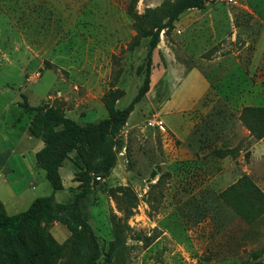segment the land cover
Segmentation results:
<instances>
[{"label": "rangeland", "instance_id": "rangeland-1", "mask_svg": "<svg viewBox=\"0 0 264 264\" xmlns=\"http://www.w3.org/2000/svg\"><path fill=\"white\" fill-rule=\"evenodd\" d=\"M176 3L0 0L6 214L52 191L35 161L43 140L28 131L32 115L52 106L83 124L107 118V102L127 108L146 77L148 52L147 37L130 47L136 31L128 9L153 8L164 22L166 6ZM149 70L148 91L105 132L99 153H113L112 165L101 170L98 155L89 167L83 160L77 166L71 150L58 167L65 186L39 221L50 247L36 253L43 243L35 231L25 230L21 242L0 237L5 264L264 263V198L220 196L246 175L264 197L241 169L240 145L228 148L231 139L220 136L248 106L256 108L247 113L254 133L242 124L264 141V0H204L185 8L160 31ZM189 124L191 152L178 135ZM90 234L94 242L87 243Z\"/></svg>", "mask_w": 264, "mask_h": 264}, {"label": "trees", "instance_id": "trees-1", "mask_svg": "<svg viewBox=\"0 0 264 264\" xmlns=\"http://www.w3.org/2000/svg\"><path fill=\"white\" fill-rule=\"evenodd\" d=\"M136 1V0H134ZM204 0H181L180 4H170L166 6L169 9L167 20L164 22L156 18V10L153 8H146L143 13L136 11L128 12L133 19V27L136 34L132 37L130 47L133 48L140 43L142 38H148V52L146 59V77L141 88L133 98L132 103L125 109H114L110 102H107L109 116L97 122H85L83 124L64 117L57 107L45 106L40 108L31 117L28 125V131L32 136L40 137L43 140V146L35 153V161L38 167L45 172V177L51 186V194L48 196H40L34 198L27 208L23 211L14 214H6L3 210V205L0 202V237L3 239L12 237L17 242L22 241L25 230L35 231L38 233L43 246L41 250L36 253L46 252L45 249L50 247V241L46 236H43L39 230V221L46 216L52 209L51 198L53 193L62 189V179L58 173V167L62 161L67 157L68 153L75 149L74 164L78 166V160H83L85 167H89L92 158L97 157L98 164L101 170H107L113 163L115 156L113 153H99L104 143V135L107 130L115 122H124L128 113L131 110L133 103L140 100V98L149 89V75L151 65V52L159 41V33L172 25V22L177 18L180 12L188 7L200 8L203 6ZM25 110H29L26 103L22 104ZM254 107H243L239 119L254 133L253 126L247 118V113L254 112ZM262 135L256 134V138ZM227 154V152H225ZM222 154V153H221ZM82 170V169H81ZM160 177L157 179L159 183ZM124 195L128 196V187H122ZM234 195L235 200H247L251 196L264 198L259 188L246 175H242L237 181L225 188L220 196L226 197ZM237 212L243 215L242 209L234 205ZM94 242L92 234L87 236L85 242ZM86 244V243H85ZM4 248L0 247V264L4 263L5 258ZM264 264V263H257Z\"/></svg>", "mask_w": 264, "mask_h": 264}, {"label": "crops", "instance_id": "crops-1", "mask_svg": "<svg viewBox=\"0 0 264 264\" xmlns=\"http://www.w3.org/2000/svg\"><path fill=\"white\" fill-rule=\"evenodd\" d=\"M181 71V68L179 69ZM197 71V69H194ZM182 73L186 72L185 70L181 71ZM198 73V71H197ZM205 91V90H204ZM203 91V93H204ZM201 93V94H203ZM237 127V129L234 128ZM191 125L182 126L181 133L178 134L173 132V130L169 129L172 133L178 134L180 139L184 142L186 149L189 150V145L186 139L191 135ZM234 130V131H233ZM224 131V130H223ZM30 136V135H29ZM197 136V135H196ZM221 138H230L231 145L228 148L238 146V155L242 157L239 159L242 161L241 169L245 172V174L250 175L255 180L256 184L264 191V141L263 138H253L251 136L249 130L242 124L240 120L234 121L233 125L230 123L226 124V131L221 133ZM30 138V137H29ZM199 136L196 137L195 143L198 142ZM222 142L220 141V145ZM191 152V150H189ZM245 153H247V159H244ZM230 158L231 156L228 155ZM228 158V157H227ZM2 169H0V182L6 183L8 182L4 174L2 173ZM62 184L65 186L64 180L62 178ZM3 202V201H2Z\"/></svg>", "mask_w": 264, "mask_h": 264}, {"label": "built area", "instance_id": "built-area-1", "mask_svg": "<svg viewBox=\"0 0 264 264\" xmlns=\"http://www.w3.org/2000/svg\"><path fill=\"white\" fill-rule=\"evenodd\" d=\"M148 124L153 125L154 123L151 121ZM158 125H159V128H162L163 129V126L162 125H160V124H158Z\"/></svg>", "mask_w": 264, "mask_h": 264}]
</instances>
